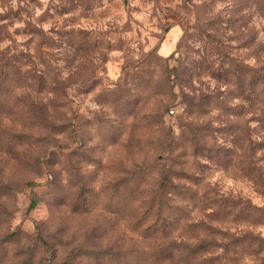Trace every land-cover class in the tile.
<instances>
[{
  "label": "rangeland",
  "instance_id": "obj_1",
  "mask_svg": "<svg viewBox=\"0 0 264 264\" xmlns=\"http://www.w3.org/2000/svg\"><path fill=\"white\" fill-rule=\"evenodd\" d=\"M261 41V0H0V264H259Z\"/></svg>",
  "mask_w": 264,
  "mask_h": 264
},
{
  "label": "trees",
  "instance_id": "obj_2",
  "mask_svg": "<svg viewBox=\"0 0 264 264\" xmlns=\"http://www.w3.org/2000/svg\"><path fill=\"white\" fill-rule=\"evenodd\" d=\"M261 14H264V4L263 0H261ZM261 53L264 54V43L261 41ZM261 76L259 77V84L258 80L255 78H251L247 82V87H248V94H247V101L249 103V112L252 113V115H261V127L264 128V58L263 61L261 62ZM258 84V85H257ZM246 86V85H244ZM255 104L260 105L258 108L255 107ZM258 111V112H256ZM248 144H249V151L250 154L253 153L255 150V141L250 138H248ZM262 145V144H261ZM247 174L250 178V181L252 184L255 186V189L257 193L261 195V190L264 189V181L261 175V172L259 171L258 168L255 167L254 163L251 162V160L247 163ZM247 211L251 215H256L255 220L250 221V225L255 226L258 224H261V212L264 213V210L261 209V207H255L252 206L251 203L248 204L247 206ZM237 236V234H236ZM236 236H229L227 239H229V243L227 244H222L220 249H221V254L217 257H211L208 259V264H236L235 259L229 258L228 253L231 252V248H235L238 246H241L242 244L246 243V248L247 249H252L253 252L257 254L258 252L254 250V246L259 242L261 243V239H255L251 236L249 233H245L244 236L238 235ZM207 242H201L194 250L193 252L196 253H204L208 247ZM261 245V244H260ZM258 251H259V244L258 246ZM262 249L260 248V251ZM259 264H264V259H260Z\"/></svg>",
  "mask_w": 264,
  "mask_h": 264
}]
</instances>
